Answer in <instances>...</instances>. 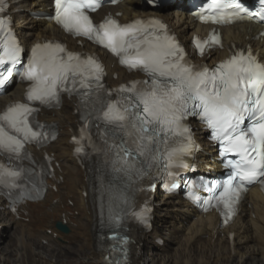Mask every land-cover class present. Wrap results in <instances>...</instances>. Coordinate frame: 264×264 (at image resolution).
<instances>
[{
  "label": "snow or ice",
  "instance_id": "1",
  "mask_svg": "<svg viewBox=\"0 0 264 264\" xmlns=\"http://www.w3.org/2000/svg\"><path fill=\"white\" fill-rule=\"evenodd\" d=\"M54 5L52 19L63 30L102 46L121 65L144 73L146 79L110 90L102 83L104 68L97 58L68 51L61 43H37L23 72L30 84L27 102L10 105L0 113V153L10 162L29 158L26 144H42L49 138L42 125L33 123L37 109L32 105L57 106L67 93L78 96L85 109L82 132L92 118L99 121L98 130L103 127L101 135L114 150L117 172L143 176L145 165L163 161L167 175L175 178L179 169L188 167L185 157L196 147L187 121L198 118L219 143L221 156L234 157L225 163L230 174L210 187L212 195L205 204L214 200L226 222L248 186L260 183L264 187V60L248 49L233 53L214 68L193 65L175 36L158 20L120 24L109 17L97 25L89 13L100 7L98 0H54ZM211 7L220 14L201 16L202 20L228 23L242 14L264 20V13H248L235 0H213ZM225 9L229 10L227 16ZM9 24V19L0 17V87L12 77L11 66L20 62L22 53ZM194 44L203 55L206 48L220 45L221 38L214 32L207 40L196 38ZM33 175V170L22 165L0 163V186L9 195L17 192L18 200L40 194ZM177 187L173 179L169 190ZM188 195L197 199L193 192ZM114 199L128 203L123 193ZM136 215L146 222L142 213Z\"/></svg>",
  "mask_w": 264,
  "mask_h": 264
},
{
  "label": "bare ground",
  "instance_id": "2",
  "mask_svg": "<svg viewBox=\"0 0 264 264\" xmlns=\"http://www.w3.org/2000/svg\"><path fill=\"white\" fill-rule=\"evenodd\" d=\"M8 1L16 32L23 44L27 45L42 38L59 37L74 47V41L64 37L51 25L37 21L32 16L35 12L45 11L48 5L45 0ZM133 2L134 0H125L124 4L114 10L128 15L131 4L135 6ZM132 12L135 15L148 14L147 11L135 7ZM157 16L173 29L181 41L187 40L190 33L196 29L192 19L185 14L164 11ZM245 30L246 27H243V32L240 29L228 31L225 36L226 41L251 44L264 56V39L262 42H253L250 39L254 32L247 33ZM101 54L109 64L112 62L103 53ZM213 62L214 59L209 60L210 64ZM109 71L110 73L117 71L119 74L117 81L110 79L109 82L113 85H118L121 78H129L120 69L114 68ZM20 93V88H14L1 97L0 110L10 100L19 98ZM74 111L75 101L63 99L59 111L45 112L41 117V120L52 123L58 131L57 140L47 147L46 151L59 163L56 177L49 181L50 189L43 202L27 203L19 208L17 216L4 211L0 217L2 225L0 237L6 231L18 228L20 233L16 240L17 248L13 251H23L28 262L34 257L42 259V264H49L50 259L54 260L50 264H59V262L61 264L66 258L71 262H80L83 258L87 264H103L106 256L97 240L100 211L96 196L91 194L87 172L77 166L72 155L73 147L69 144V139L75 135L78 125V117ZM199 139H203L201 133ZM34 154L35 157L40 156V153L34 152ZM199 160L207 164L210 155H201ZM156 198L158 205L153 213L152 231L149 233L138 231L136 238L142 243L143 253H150L151 250L163 252L166 244L160 247L158 243L161 239V229L166 232L170 254L163 253L159 256V260L155 258L158 255L154 254L155 257L152 256L149 260L150 264H264V197L257 191H249L246 196L247 206L244 205L241 214L229 227L217 231L216 220L212 215L198 217L179 197L159 196V193H156ZM71 203L72 206L69 205ZM5 205L6 203L0 198V207ZM64 220L68 232L63 235L56 231L55 224ZM55 233L57 239L68 242L69 246L54 240ZM231 233L233 238L229 240ZM33 238L37 240L39 249L42 248L40 244L43 241L47 242L49 251H46V258H42L39 252L31 253V246L27 242L32 241ZM73 245H76L77 249L71 247ZM13 251L1 249L0 264H11L7 258ZM140 256L132 259L130 264H148ZM23 259L24 257L18 258L16 264H25ZM36 264H39V261Z\"/></svg>",
  "mask_w": 264,
  "mask_h": 264
},
{
  "label": "rangeland",
  "instance_id": "3",
  "mask_svg": "<svg viewBox=\"0 0 264 264\" xmlns=\"http://www.w3.org/2000/svg\"><path fill=\"white\" fill-rule=\"evenodd\" d=\"M1 214L2 213H0V217H1ZM160 231H161V240L163 241L164 244H166V247H165V249H163V252H160V251H152V250L150 251V253H148V252L143 253L142 252L140 258L142 260H146L148 262V264H150L149 260L151 259L152 256H154V254H157L158 255L156 257L154 256L158 260L160 258L159 256L162 255L163 253H164V255L170 254V250L168 248L167 238H166V235H165L166 232L163 231V230H161V229H160ZM19 233L20 232H19V229L18 228H13V229H11V230L6 231L5 233H3V235L0 237V250L2 249V250H6L8 252L13 251V250H16V248H17L16 240L19 237ZM59 242L62 245H64V246H69L68 242L63 241L62 239H59ZM27 244L31 246V253L32 252H34V253H38L39 252L40 253V256L42 258H46V251H49V248L46 245L41 244L42 248L39 249L37 247L38 246V242L34 238H33L32 241H28ZM71 247H74L75 249H77V246L76 245H73ZM141 248H142V244H141ZM4 253L5 252H3V254ZM25 256L26 255L21 250L20 251H13L8 256L7 259L10 260L11 264H16L17 259L18 258H21V257H24L23 260H24V263L25 264H36V262H38V261H39V264H42V259H39L38 257L31 258V261L28 262L26 260ZM84 259H85V257H84ZM53 261H54L53 259H50L49 264H50V262H53ZM59 264H60V262H59ZM61 264H87V263H86V260H83V258L80 259V262L79 261L71 262L70 260H68L66 258L63 261H61Z\"/></svg>",
  "mask_w": 264,
  "mask_h": 264
}]
</instances>
